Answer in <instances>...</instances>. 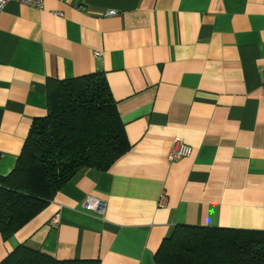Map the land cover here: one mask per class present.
<instances>
[{
  "label": "crops",
  "instance_id": "0c3cea01",
  "mask_svg": "<svg viewBox=\"0 0 264 264\" xmlns=\"http://www.w3.org/2000/svg\"><path fill=\"white\" fill-rule=\"evenodd\" d=\"M93 72L106 77L130 148L106 170L80 169L0 236V262L27 243L58 259L156 264L178 224L264 231V0L9 1L0 183L47 113L48 79ZM175 138L192 153L170 161ZM86 197L106 202L102 217Z\"/></svg>",
  "mask_w": 264,
  "mask_h": 264
},
{
  "label": "trees",
  "instance_id": "16d2710c",
  "mask_svg": "<svg viewBox=\"0 0 264 264\" xmlns=\"http://www.w3.org/2000/svg\"><path fill=\"white\" fill-rule=\"evenodd\" d=\"M124 124L104 73L48 79L47 113L32 121L13 169L0 183V236L9 239L84 167L106 170L128 151ZM156 264H264V231L178 224ZM0 264H98L58 259L18 244Z\"/></svg>",
  "mask_w": 264,
  "mask_h": 264
},
{
  "label": "built area",
  "instance_id": "2783aa9c",
  "mask_svg": "<svg viewBox=\"0 0 264 264\" xmlns=\"http://www.w3.org/2000/svg\"><path fill=\"white\" fill-rule=\"evenodd\" d=\"M9 1H16L20 4H26L35 6L36 8L41 9L43 6L44 0H0V10L5 7V5ZM114 10H108L105 15L112 16L114 15ZM96 55L100 54V52H95ZM192 153V148L188 144L184 143L181 139L175 138L168 153V160H175L178 158L189 156ZM163 200H160L159 204L161 205ZM83 207L86 211H89L97 216H103L106 210V202L102 199L98 198H90L86 197L83 200Z\"/></svg>",
  "mask_w": 264,
  "mask_h": 264
}]
</instances>
